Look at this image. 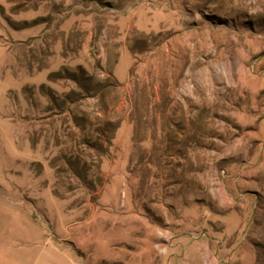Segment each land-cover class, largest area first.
Listing matches in <instances>:
<instances>
[{"label":"rangeland","instance_id":"374dc122","mask_svg":"<svg viewBox=\"0 0 264 264\" xmlns=\"http://www.w3.org/2000/svg\"><path fill=\"white\" fill-rule=\"evenodd\" d=\"M64 67L113 83L96 188ZM0 264H264V0H0Z\"/></svg>","mask_w":264,"mask_h":264},{"label":"trees","instance_id":"16d2710c","mask_svg":"<svg viewBox=\"0 0 264 264\" xmlns=\"http://www.w3.org/2000/svg\"><path fill=\"white\" fill-rule=\"evenodd\" d=\"M14 27L19 25L14 22H10ZM51 81H58L61 79L69 80L75 84V88L70 90L64 98H61L56 94V92L47 84L43 83L40 86V90L43 95L47 96L53 104L48 108L49 111L53 107H56L59 110L60 114H63L66 111L73 116L76 125L80 128L83 135L84 145L89 146L95 153L83 151L84 156L82 155H63L57 156L51 162L53 168L56 170V175L58 178L64 179V174L70 172L78 181H80L87 188H96L98 184H102L103 177L102 175H97L96 178L90 176V170L93 167H97V171L100 172L102 164V156L109 152V147H112L114 135L116 128L118 126L117 122L112 121L109 118L107 113H105V118L101 119L99 115L95 116L94 120L86 112L82 111L83 114L78 116L75 114V110L71 105L76 104L82 99H87L89 97H97L100 101V105L107 109L108 104L106 102V94L112 87L111 82L96 80L92 75L86 73L85 69L80 67L78 71H72L66 67L58 71H53L49 74L48 77ZM90 126L91 128H89ZM107 144V147L105 146ZM94 155L99 158L97 164L95 163ZM67 167V168H66ZM66 176V175H65Z\"/></svg>","mask_w":264,"mask_h":264}]
</instances>
